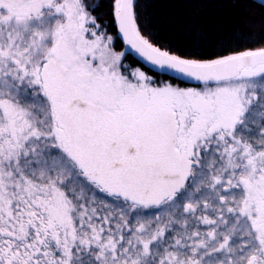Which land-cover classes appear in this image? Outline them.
Returning <instances> with one entry per match:
<instances>
[{"label": "snow or ice", "instance_id": "1", "mask_svg": "<svg viewBox=\"0 0 264 264\" xmlns=\"http://www.w3.org/2000/svg\"><path fill=\"white\" fill-rule=\"evenodd\" d=\"M152 23L0 0V264H264V34Z\"/></svg>", "mask_w": 264, "mask_h": 264}, {"label": "trees", "instance_id": "2", "mask_svg": "<svg viewBox=\"0 0 264 264\" xmlns=\"http://www.w3.org/2000/svg\"><path fill=\"white\" fill-rule=\"evenodd\" d=\"M158 31L154 42L169 43L192 30L193 22L215 38L264 34V7L253 0H141ZM147 35V33H145Z\"/></svg>", "mask_w": 264, "mask_h": 264}, {"label": "flooded vegetation", "instance_id": "3", "mask_svg": "<svg viewBox=\"0 0 264 264\" xmlns=\"http://www.w3.org/2000/svg\"><path fill=\"white\" fill-rule=\"evenodd\" d=\"M129 59L131 60V59H132V57L130 56V57H129Z\"/></svg>", "mask_w": 264, "mask_h": 264}, {"label": "water", "instance_id": "4", "mask_svg": "<svg viewBox=\"0 0 264 264\" xmlns=\"http://www.w3.org/2000/svg\"><path fill=\"white\" fill-rule=\"evenodd\" d=\"M253 1H255V0H253ZM258 3V2H257Z\"/></svg>", "mask_w": 264, "mask_h": 264}]
</instances>
